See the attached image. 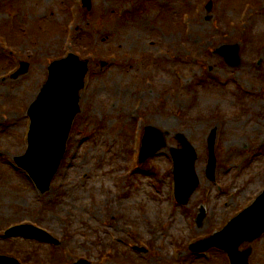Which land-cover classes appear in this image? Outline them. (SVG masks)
<instances>
[{
	"label": "rangeland",
	"instance_id": "obj_1",
	"mask_svg": "<svg viewBox=\"0 0 264 264\" xmlns=\"http://www.w3.org/2000/svg\"><path fill=\"white\" fill-rule=\"evenodd\" d=\"M91 1L89 10L82 0H0V254L23 264H230L218 249L189 248L264 190V0ZM225 45L239 46L238 66L216 52ZM69 53L90 70L67 154L42 194L15 157L50 64ZM21 61L29 72L11 77ZM148 126L167 146L141 164ZM178 134L198 152L200 185L186 205L174 192ZM24 223L60 246L6 235ZM251 245V262L264 264V235Z\"/></svg>",
	"mask_w": 264,
	"mask_h": 264
},
{
	"label": "water",
	"instance_id": "obj_2",
	"mask_svg": "<svg viewBox=\"0 0 264 264\" xmlns=\"http://www.w3.org/2000/svg\"><path fill=\"white\" fill-rule=\"evenodd\" d=\"M84 2L89 8L92 7L91 0H84ZM211 7L212 4L209 8ZM218 52L225 56L229 64L238 66L239 46H224ZM28 69L29 64L23 63L15 76L26 73ZM88 70V61H83L74 54L55 61L49 68L48 81L30 108L32 126L29 147L27 153L17 157L16 160L32 175L43 192L50 189L51 181L61 164L73 121L80 111V91L84 87ZM178 139L183 148L172 150L175 158L177 195L180 202L188 203L200 182L195 166L198 154L185 135L179 134ZM154 140L157 141V145L151 148L150 145ZM215 142L216 131L214 130L209 138L210 162L207 170L211 179H215L217 162ZM144 144L142 161L166 146L162 132L155 127L147 129ZM204 218L203 211L199 216V222H202ZM8 234H26L44 241L59 243L48 233L34 226L15 227L9 230ZM263 234L264 193L251 207L230 221L222 232L200 241L193 246V250L203 252L212 247H218L229 254L231 264H251L252 248L241 250L240 247L246 241L253 242ZM0 264L21 263L17 259L0 256ZM77 264H88V262L80 261Z\"/></svg>",
	"mask_w": 264,
	"mask_h": 264
}]
</instances>
